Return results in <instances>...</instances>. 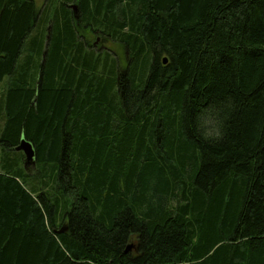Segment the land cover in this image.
<instances>
[{
	"label": "trees",
	"instance_id": "obj_1",
	"mask_svg": "<svg viewBox=\"0 0 264 264\" xmlns=\"http://www.w3.org/2000/svg\"><path fill=\"white\" fill-rule=\"evenodd\" d=\"M5 76L0 264H264V0H0Z\"/></svg>",
	"mask_w": 264,
	"mask_h": 264
},
{
	"label": "rangeland",
	"instance_id": "obj_2",
	"mask_svg": "<svg viewBox=\"0 0 264 264\" xmlns=\"http://www.w3.org/2000/svg\"><path fill=\"white\" fill-rule=\"evenodd\" d=\"M39 7L44 5L45 0H35ZM90 42L99 50L105 51L110 50L114 55H116L119 64L121 66L126 65L128 61V53L126 49L119 43L114 42L111 38H107L103 35L95 34L89 38ZM9 76H5L3 80L0 81V99L5 95L9 84ZM26 168L28 171L33 172L35 162L32 160H26ZM135 245V241L131 242Z\"/></svg>",
	"mask_w": 264,
	"mask_h": 264
},
{
	"label": "water",
	"instance_id": "obj_3",
	"mask_svg": "<svg viewBox=\"0 0 264 264\" xmlns=\"http://www.w3.org/2000/svg\"><path fill=\"white\" fill-rule=\"evenodd\" d=\"M71 6H72V9L74 11L75 18L78 19V10H79L78 4L74 3ZM164 62H167V58L164 59ZM18 149L24 150V152L26 154V160H32L34 162L35 150H34L33 145L30 142H28L25 139H22L20 145L18 146ZM66 229H67L66 227H63L58 232H64V231H66ZM133 246H134L133 243H129L127 248H126V252H128L130 249H132Z\"/></svg>",
	"mask_w": 264,
	"mask_h": 264
}]
</instances>
